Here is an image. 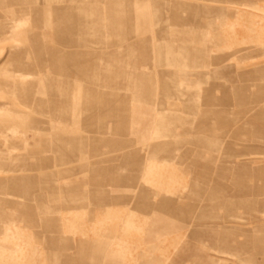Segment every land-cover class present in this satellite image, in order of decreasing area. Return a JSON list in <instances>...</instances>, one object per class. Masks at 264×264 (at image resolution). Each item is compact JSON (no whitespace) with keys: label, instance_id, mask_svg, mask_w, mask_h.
Returning <instances> with one entry per match:
<instances>
[{"label":"rangeland","instance_id":"1","mask_svg":"<svg viewBox=\"0 0 264 264\" xmlns=\"http://www.w3.org/2000/svg\"><path fill=\"white\" fill-rule=\"evenodd\" d=\"M0 264H264V0L0 2Z\"/></svg>","mask_w":264,"mask_h":264},{"label":"crops","instance_id":"2","mask_svg":"<svg viewBox=\"0 0 264 264\" xmlns=\"http://www.w3.org/2000/svg\"><path fill=\"white\" fill-rule=\"evenodd\" d=\"M0 2L2 3H5L7 5H25V4H29L30 5V0H0ZM40 2V1H39ZM36 12H39V11H36ZM126 17L123 16L121 19H117L115 18L114 16L113 17H109V24H117V25H122V23L124 22V19ZM78 40L74 39V38H71V39H66L64 40L65 43H68V44H76ZM164 52H165V48H163ZM168 52V51H167ZM188 56L189 54L186 53ZM165 55H166V52H165ZM163 58L167 59L168 57L164 56ZM105 119L109 122H113L115 123V125H117L116 123H118L119 121V116L114 114L113 111H109L108 114L105 116ZM102 127H100V131L105 134L107 128H106V124H102L101 125ZM116 128H115V132H116Z\"/></svg>","mask_w":264,"mask_h":264}]
</instances>
